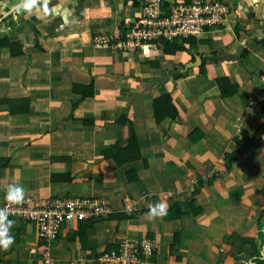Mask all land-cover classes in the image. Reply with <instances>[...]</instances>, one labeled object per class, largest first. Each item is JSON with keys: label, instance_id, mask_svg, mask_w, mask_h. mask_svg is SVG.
I'll return each mask as SVG.
<instances>
[{"label": "crops", "instance_id": "1", "mask_svg": "<svg viewBox=\"0 0 264 264\" xmlns=\"http://www.w3.org/2000/svg\"><path fill=\"white\" fill-rule=\"evenodd\" d=\"M141 1L46 0L45 13L40 0L41 12L0 25V37L23 47L17 58L0 51V203L15 183L30 207L108 204L104 220L61 227L55 264H96L144 239L154 245L146 264L264 261V0H226L223 28L172 56L94 45L119 36ZM22 2L0 0V18ZM224 78L238 86L232 98L219 96ZM162 96L177 116L156 122ZM159 202L167 214L147 219ZM9 233L0 264H41L36 224L15 221Z\"/></svg>", "mask_w": 264, "mask_h": 264}, {"label": "built area", "instance_id": "2", "mask_svg": "<svg viewBox=\"0 0 264 264\" xmlns=\"http://www.w3.org/2000/svg\"><path fill=\"white\" fill-rule=\"evenodd\" d=\"M226 0H142L137 16L125 22L123 32L111 39H94L96 47L132 53L156 50L163 43L173 44L188 39L200 40L204 35L220 31L230 13ZM260 102L264 104V73L259 77ZM0 209H7V219L36 224L42 252L41 264H55L51 250L61 227L70 222H96L106 219L111 210L102 198L69 197L55 198L43 206L30 207V200L11 204L6 195ZM128 215L132 209L125 208ZM154 251L150 240L139 243L123 242L116 251L97 257L96 264H146Z\"/></svg>", "mask_w": 264, "mask_h": 264}, {"label": "trees", "instance_id": "3", "mask_svg": "<svg viewBox=\"0 0 264 264\" xmlns=\"http://www.w3.org/2000/svg\"><path fill=\"white\" fill-rule=\"evenodd\" d=\"M23 9L15 13L13 16L9 17L6 20L12 19L14 16H19ZM5 20V21H6ZM200 44L197 41L193 39H188L184 40L181 42L173 43V44H168V43H163L161 45L162 52L166 56H172L175 53L178 52H183L184 51V46H189V45H196ZM8 49L11 52L12 57L17 58L23 55V47L19 43H13L9 39H5L0 37V51ZM217 88L219 90V96L222 99H227V98H232L235 96L238 90V86L231 84L228 79H219L216 81ZM87 90V94L85 96L90 95V88H84V90ZM153 116H154V121L158 122L162 120L164 117H169L170 119H174L177 115L173 107L171 106V102L168 96H162L156 100L153 101ZM134 141V135L131 133L130 130V139H129V144H131ZM115 147V146H114ZM116 151H120L119 147L114 148ZM111 153V152H110ZM111 155V154H110ZM109 154L103 153V157L108 158ZM237 153L227 155L226 158V166L229 168L230 164L236 159ZM114 160H116L115 155L112 156ZM117 162V161H116ZM202 183H199V186H201ZM199 192L198 188L195 189L194 195H196ZM259 229L262 230L261 224L259 223ZM244 244H250L253 246L254 241L253 240H246L243 242ZM257 264H264V261H258Z\"/></svg>", "mask_w": 264, "mask_h": 264}, {"label": "clouds", "instance_id": "4", "mask_svg": "<svg viewBox=\"0 0 264 264\" xmlns=\"http://www.w3.org/2000/svg\"><path fill=\"white\" fill-rule=\"evenodd\" d=\"M40 0H23V10L29 14H32L35 10L36 13L41 12ZM43 11L46 13V0ZM25 195V189L19 184H9L6 189V199L11 204H19L23 201ZM168 205L165 202H159L149 206V212L146 214V218L153 220L156 218H162L167 214ZM7 209H0V248L7 250L13 243L14 237L10 235L9 230L15 224V221H10L8 217Z\"/></svg>", "mask_w": 264, "mask_h": 264}, {"label": "water", "instance_id": "5", "mask_svg": "<svg viewBox=\"0 0 264 264\" xmlns=\"http://www.w3.org/2000/svg\"><path fill=\"white\" fill-rule=\"evenodd\" d=\"M22 9H23V2L17 5L16 7L12 8L8 13L4 14L0 18V25L3 23L4 20L8 19L9 17H11L12 15H14L15 13H17L18 11Z\"/></svg>", "mask_w": 264, "mask_h": 264}]
</instances>
